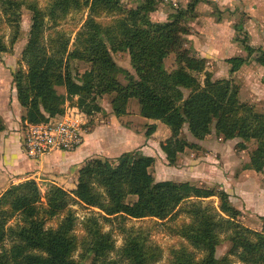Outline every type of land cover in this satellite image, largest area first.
Returning a JSON list of instances; mask_svg holds the SVG:
<instances>
[{
  "label": "trees",
  "instance_id": "trees-1",
  "mask_svg": "<svg viewBox=\"0 0 264 264\" xmlns=\"http://www.w3.org/2000/svg\"><path fill=\"white\" fill-rule=\"evenodd\" d=\"M200 1L203 0H193L186 10H179L175 19L166 23H154L150 18L157 10L158 0H145L141 8L131 10L110 26L90 19L78 34L77 49L72 52L68 51V41L47 47L42 41L43 21L39 14V21L35 16L24 55L28 72L24 75L20 71L14 79L18 101L26 111L22 122L26 125L48 123L63 114L61 106L66 100L74 98H77L76 107L91 116L100 111L97 99L115 93L112 107L116 117L125 116L131 99L136 98L143 118L160 121L169 128L171 136L161 149L170 166H175L187 149L197 148L181 137L184 127L188 126L190 134L199 141L205 140L213 130L224 141L241 139L242 149L246 148L245 143L254 141L256 148L246 169L264 175V113L242 103L240 89L232 81H213L205 61L184 48L189 29L181 20L187 15L193 17ZM113 2L85 1L90 3L91 11ZM8 5L19 7L15 1H9ZM80 5L79 0H57L51 15L53 21L58 20V9H62L64 16L69 8ZM2 46L0 43V51L4 50ZM244 46L249 57L255 56L256 62L264 68V50L246 43ZM119 52L130 55L135 74L116 64L112 55ZM170 55L175 56L176 67L167 70L166 60ZM78 62L89 67L82 74L74 68ZM227 62L231 73L235 74L248 59L235 57ZM120 76L125 78L126 85L121 83ZM58 87H64L66 95L59 94ZM3 128L0 118V131ZM156 130L153 125L147 136H152ZM155 162L154 157L141 152L125 153L117 159L88 161L79 171L76 191L68 192L53 185L48 193V207L53 214L69 210L68 218L55 230L46 229L45 222L38 217L42 208L36 182L10 186L0 195V247H4L7 240L11 243L10 248L3 249L0 264H76L71 260L76 239L72 235L75 219L70 202H80L100 212L92 215L87 223L91 237L86 244L87 255L96 261L115 251L111 235L102 232L98 218L110 223L146 218L164 221L186 202L210 198L219 200V209L200 204L194 212L199 227H194V223L186 230L192 248L204 252L205 259L198 261L186 249L178 253L177 259L183 264H220L216 250L222 235L227 234L232 238V255L238 256L244 264H264V217L261 231L245 227L237 220L240 213L232 206L226 191H206L189 183L157 182L150 172ZM6 206L11 211L9 215L4 210ZM15 216H20L23 223L14 229L11 220ZM129 233L131 238L118 252L120 259L105 264H155L160 249H148L141 236L133 231Z\"/></svg>",
  "mask_w": 264,
  "mask_h": 264
},
{
  "label": "rangeland",
  "instance_id": "rangeland-1",
  "mask_svg": "<svg viewBox=\"0 0 264 264\" xmlns=\"http://www.w3.org/2000/svg\"><path fill=\"white\" fill-rule=\"evenodd\" d=\"M9 1H15L18 6L10 7ZM79 8H69L63 16L62 9L56 13L57 22L52 13L53 5L57 0H0V43L3 45L0 51V86L4 85L9 91L10 99L15 95V75L22 72L27 75L28 65L25 61V51L29 44L32 27L37 21H43L44 33L42 41L49 48L60 46L69 42V52L77 49L76 41L85 23L93 19L100 25H112L125 18L132 10H138L145 0H113L109 6H99L94 11L90 10L87 0H79ZM90 1V0H89ZM193 0H158L157 10L151 13L150 18L154 23H166L172 21L179 10H186ZM118 6V7H117ZM17 11V16L15 15ZM38 14L40 18L38 17ZM181 23L189 29L185 36L184 48L195 57L205 61L206 70L212 74L213 81H232L240 89V101L256 108L264 113V68L261 67L255 56L249 57L244 44L255 49L264 50V0H203L196 6L192 16H185ZM116 64L132 75L135 74L130 55L119 52L112 55ZM241 57L248 59V63L237 73H231L228 60ZM176 67V58L170 55L166 60V69ZM74 68L79 73H84L88 65L78 62ZM200 79L203 80L204 76ZM121 83L127 82L120 76ZM4 88L3 86H1ZM61 95H66L64 87H58ZM17 93V92H16ZM188 95V93H186ZM115 93L106 94L97 99V107L100 111L89 116L87 132H91L101 126H122L132 129L142 138L139 147L134 152H143L155 158L154 167L150 170L157 182L173 181L176 183H189L193 187L208 190H224L230 196L232 206L239 211L238 221L252 230H262V218L264 217V175L247 170L252 151L256 148L255 142L245 143V149L239 145L241 139H235L230 143L220 139L213 130L203 143L193 138L185 126L181 137L190 144H196L197 148H189L181 154L175 166H170L166 156L161 150V145L171 136L166 126L152 120H147L140 115V105L136 98L131 99L127 114L116 117L112 107ZM77 98L68 99L62 104L63 113L67 109H78ZM17 122V120H15ZM15 122V123H16ZM14 132L24 135L26 124L20 121ZM157 127L154 136L147 137L150 127ZM160 126V127H159ZM102 159V158H98ZM87 163V162H86ZM85 163V164H86ZM75 188H65L54 184L48 179L34 181L37 183L40 193L41 217L45 222V228L57 229L68 218V209L53 214L48 207V193L53 185L68 192H74L79 184V171ZM49 181V182H48ZM20 184V183H19ZM70 198H73L70 195ZM219 209V200L210 198L205 200L193 199L183 204L177 213L171 218L160 221L146 218L142 220L127 219L124 222L110 223L98 218L100 228L104 234H110L115 243V251L102 260H93L88 256V241H91L87 229L88 219L92 215H99L96 209H89L79 203L70 202L75 226L72 235L76 239V249L71 260L76 264H105L111 260H119L118 252L123 249L131 238L129 231L141 236L147 248L160 249L158 260L155 264H183L178 260V253L186 249L193 253L198 261L205 259L206 254L192 248L186 230L189 226L199 227L194 212L197 206ZM11 213L8 206L4 208ZM13 216V215H12ZM12 218V217H11ZM22 218L15 216L11 220L13 228L22 224ZM15 229V228H14ZM20 230V229H19ZM232 238L227 234L222 235L221 242L216 250V258L220 264H244L238 256L232 255ZM7 240L4 247H0V255L3 249L10 248ZM158 256V255H157ZM182 260V259H181ZM123 264H126L124 262Z\"/></svg>",
  "mask_w": 264,
  "mask_h": 264
},
{
  "label": "crops",
  "instance_id": "crops-1",
  "mask_svg": "<svg viewBox=\"0 0 264 264\" xmlns=\"http://www.w3.org/2000/svg\"><path fill=\"white\" fill-rule=\"evenodd\" d=\"M1 86L0 118L4 128L0 131V195L10 186L27 179H35L36 181L48 179L52 183L62 185L67 189L75 188L77 173L83 164L98 158L117 159L125 153L134 152L143 142L142 138L132 129L121 125L119 127L101 126L87 132L83 145L74 152H54L39 160L30 159L23 150L24 135L21 137L20 134L14 132L26 111L18 101L17 90H15L13 98L10 99L11 96L6 86ZM155 122H157L154 123L156 125L163 124L160 121ZM163 126L166 125L163 124ZM166 129L170 132L167 126ZM234 140L225 142L230 143ZM141 153L152 157L144 150Z\"/></svg>",
  "mask_w": 264,
  "mask_h": 264
},
{
  "label": "built area",
  "instance_id": "built-area-1",
  "mask_svg": "<svg viewBox=\"0 0 264 264\" xmlns=\"http://www.w3.org/2000/svg\"><path fill=\"white\" fill-rule=\"evenodd\" d=\"M89 116L79 109H67L62 115L43 124H27L22 146L33 160L54 152H74L85 141Z\"/></svg>",
  "mask_w": 264,
  "mask_h": 264
}]
</instances>
